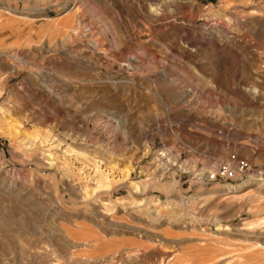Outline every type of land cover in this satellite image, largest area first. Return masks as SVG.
Here are the masks:
<instances>
[{"label":"rangeland","instance_id":"1","mask_svg":"<svg viewBox=\"0 0 264 264\" xmlns=\"http://www.w3.org/2000/svg\"><path fill=\"white\" fill-rule=\"evenodd\" d=\"M0 264H264V0H0Z\"/></svg>","mask_w":264,"mask_h":264},{"label":"built area","instance_id":"2","mask_svg":"<svg viewBox=\"0 0 264 264\" xmlns=\"http://www.w3.org/2000/svg\"><path fill=\"white\" fill-rule=\"evenodd\" d=\"M240 166H241V167H242V166H245V163H241V165H240Z\"/></svg>","mask_w":264,"mask_h":264}]
</instances>
